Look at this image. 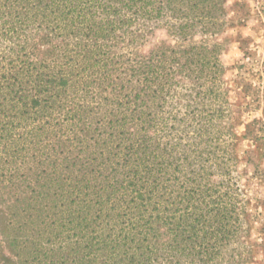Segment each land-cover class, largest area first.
I'll list each match as a JSON object with an SVG mask.
<instances>
[{
    "label": "rangeland",
    "instance_id": "rangeland-1",
    "mask_svg": "<svg viewBox=\"0 0 264 264\" xmlns=\"http://www.w3.org/2000/svg\"><path fill=\"white\" fill-rule=\"evenodd\" d=\"M71 1L0 20V264H264V0Z\"/></svg>",
    "mask_w": 264,
    "mask_h": 264
},
{
    "label": "trees",
    "instance_id": "trees-1",
    "mask_svg": "<svg viewBox=\"0 0 264 264\" xmlns=\"http://www.w3.org/2000/svg\"><path fill=\"white\" fill-rule=\"evenodd\" d=\"M204 1H207V0H198L196 1V4L195 5H198L199 2H204ZM72 1L71 0H0V20L4 19V18H7L8 16L9 17H21V13L20 11L22 9H24L26 12L23 13L24 15L27 14L28 12H31L32 11H35V10H38L40 9V5H44V7H52V8H57L60 10V7H66L68 6V4H70ZM25 5V7H21V5ZM5 14H8L7 17H4ZM61 15L64 14L63 11H61L60 13ZM7 20V19H5ZM5 26V25H4ZM148 223H151L150 222V219L148 217ZM144 225V224H143ZM155 230V228H154ZM156 231V230H155ZM143 231H139L138 233H142ZM150 232H153L152 230L148 231V230H145V232L143 233V237L139 242V244H144V241L148 239V234ZM164 234L165 232L162 231ZM153 235V233H152ZM104 242V240H103ZM145 253L142 252V256L144 255Z\"/></svg>",
    "mask_w": 264,
    "mask_h": 264
}]
</instances>
